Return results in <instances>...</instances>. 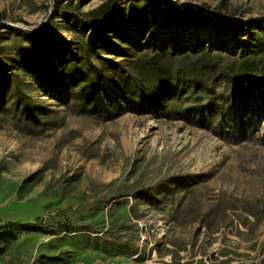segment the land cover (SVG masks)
Returning a JSON list of instances; mask_svg holds the SVG:
<instances>
[{"label":"rangeland","instance_id":"rangeland-1","mask_svg":"<svg viewBox=\"0 0 264 264\" xmlns=\"http://www.w3.org/2000/svg\"><path fill=\"white\" fill-rule=\"evenodd\" d=\"M109 1L0 0L15 72L0 73V225H41L2 227L0 264H264V83L234 98L225 67L264 26V0H112L96 17ZM184 6L221 18L186 25L170 11ZM162 46L194 50V69L212 56L197 82L173 71L152 105L129 74Z\"/></svg>","mask_w":264,"mask_h":264},{"label":"trees","instance_id":"trees-1","mask_svg":"<svg viewBox=\"0 0 264 264\" xmlns=\"http://www.w3.org/2000/svg\"><path fill=\"white\" fill-rule=\"evenodd\" d=\"M115 10L113 1L110 0L107 7L94 10L96 17L102 18L112 15ZM172 17L186 25H193L199 21L211 24L214 19L221 18V14L213 9L210 14L204 12L203 7L196 10L190 6L183 8H170ZM142 12H145V6ZM252 43H246L240 50L237 57L229 59L225 67L233 80V97L242 98L246 87L252 88L256 82L264 83V26H257L250 29ZM194 50L185 51L182 58L177 52L168 50L166 47H153L150 51H144L133 59V70L129 74L136 85L142 98L152 105H160V97L166 86L169 84L170 76L175 71L181 72L187 82H197L203 75V69L208 65L211 50L202 49L198 52L197 66L199 69L191 68L189 63H183V59L191 55ZM176 60V61H175ZM90 63V62H89ZM92 65V64H91ZM93 66V65H92ZM96 71V70H95ZM0 73L4 78L11 80L15 77L13 68L0 63ZM44 87H49L46 76H41ZM262 79V80H260ZM47 80V81H46ZM20 92V91H19ZM20 98L25 100L22 111L28 107L24 93L20 92ZM180 106L177 99L172 98L169 103L161 105L163 112L168 113ZM12 225L18 230H39L41 225L37 221L9 220L0 225V250L4 243L10 239L11 231L2 229L6 225Z\"/></svg>","mask_w":264,"mask_h":264}]
</instances>
